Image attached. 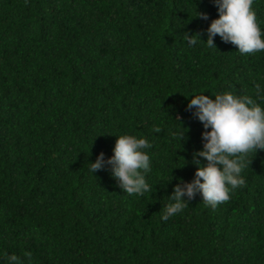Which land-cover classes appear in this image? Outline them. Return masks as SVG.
<instances>
[{
  "label": "trees",
  "instance_id": "16d2710c",
  "mask_svg": "<svg viewBox=\"0 0 264 264\" xmlns=\"http://www.w3.org/2000/svg\"><path fill=\"white\" fill-rule=\"evenodd\" d=\"M252 8L264 39V0ZM217 18L214 0H0V264H264V150L244 156L228 201L197 193L162 219L207 164L193 162L205 129L191 99L264 108V51L219 35L209 48ZM185 33L202 35L190 46ZM123 135L151 144L142 196L110 166L90 171Z\"/></svg>",
  "mask_w": 264,
  "mask_h": 264
},
{
  "label": "clouds",
  "instance_id": "9594fccd",
  "mask_svg": "<svg viewBox=\"0 0 264 264\" xmlns=\"http://www.w3.org/2000/svg\"><path fill=\"white\" fill-rule=\"evenodd\" d=\"M214 3L219 18L214 19L207 29L206 43L209 48H217L214 37L219 35L223 42L237 46L241 54L264 51V39L252 8L253 0H214ZM197 17L204 20L209 18L204 12H199ZM195 35L201 37L202 34ZM195 35L185 33L184 39L190 46L197 43ZM255 89L259 94L260 85L256 84ZM193 107L196 109L194 115L205 129L202 133L203 150L193 154V162L200 164L198 158L204 157L207 164L197 169L191 183L181 180L174 187L169 197L174 203L164 206V221L183 211L197 193L212 209L228 201L230 190L246 186L245 179L240 175L246 167L244 156L252 151L264 150V108L250 96L238 97L227 92L215 95L213 100L210 96L198 95L187 106L189 110ZM209 128L211 131H208ZM154 131L160 132L161 129L157 127ZM150 147L147 139L120 136L114 147V155L106 160L101 152L96 161L90 163V171L94 174L110 166L113 178L124 192L142 196L151 191L145 179V174L151 171L150 157L142 151ZM185 195L187 200L184 199ZM31 255L30 252L25 253L29 259ZM7 258L10 264H18L15 254Z\"/></svg>",
  "mask_w": 264,
  "mask_h": 264
}]
</instances>
